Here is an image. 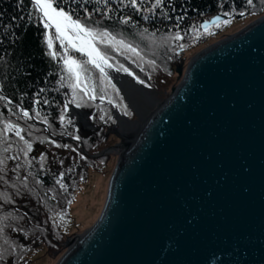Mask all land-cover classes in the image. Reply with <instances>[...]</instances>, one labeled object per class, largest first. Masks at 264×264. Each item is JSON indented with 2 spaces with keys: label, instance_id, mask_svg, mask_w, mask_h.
I'll use <instances>...</instances> for the list:
<instances>
[{
  "label": "water",
  "instance_id": "1",
  "mask_svg": "<svg viewBox=\"0 0 264 264\" xmlns=\"http://www.w3.org/2000/svg\"><path fill=\"white\" fill-rule=\"evenodd\" d=\"M115 133L102 211L57 264H264V15L195 54L131 142Z\"/></svg>",
  "mask_w": 264,
  "mask_h": 264
},
{
  "label": "trees",
  "instance_id": "2",
  "mask_svg": "<svg viewBox=\"0 0 264 264\" xmlns=\"http://www.w3.org/2000/svg\"><path fill=\"white\" fill-rule=\"evenodd\" d=\"M17 2L18 0H0V14H2L0 15V91L8 100L12 101L10 106H5L4 102L0 101V114H2L0 119H11L14 123H19L21 127L26 128L22 135L32 143V150L25 158L23 153L19 152L16 143H13L12 151L6 154L18 155L19 159L8 160L5 165L6 173H0L5 174L8 181L7 184L0 181V192H5L10 197L7 203L1 206L0 211L3 213L0 215L4 217L8 213H12L15 217H22L21 219L9 217L4 221V223L14 224V227L7 226L5 228V234L9 240L15 242L17 251V248L21 249V245L26 243V238H39L36 231L41 235V240L44 239L43 241L57 248L70 234L68 229L72 222L70 208L76 191L79 190L80 184L87 176L86 165L90 164L89 161L93 159L81 155L78 151L79 142L63 138L57 139L62 136L60 133L64 131L59 117L63 109L65 91L58 83L64 72L48 54L45 37L47 30L43 28L39 17L28 18V12L31 9L30 0H24V4L20 8L17 7ZM137 2L139 3L140 0ZM61 3L67 10H74L75 14L88 24L96 26L98 23L102 30L112 32L117 35L118 39L122 35L134 46L143 49V52L146 53L145 58L155 59L157 67H161V71L166 74L175 73L177 63H174L176 55L173 54L179 49L176 48V45L185 44L184 41L194 34L191 31L192 26H199L217 13L231 12L233 9L236 10L235 15L240 11L264 13V5H261L260 0H253L255 10L246 5V0H165L163 9L157 8L154 15L147 11L151 8L154 0H144L139 12L130 6L119 4L118 0H110L107 6L97 5L95 0L93 3L82 6L76 0H61ZM85 8L88 9V13H91L90 18L84 12ZM95 8H99L100 11L94 12ZM162 11L167 13V18L162 14ZM105 12L108 13L107 16L104 15ZM145 15L149 16V19H144ZM14 17L15 19H13ZM178 17H183V20L178 21ZM121 18L127 19L129 22L121 23ZM4 25H11V27L5 28ZM177 25L184 38L179 41L165 42V37L178 30ZM144 29L148 30L147 33H144ZM152 34H155L154 37ZM100 47L103 48V45ZM172 48H175L176 51H171ZM109 55L113 57V60H110L112 63L123 64L136 77L144 80L145 84L154 82V78L148 80L143 76L140 67L133 62L135 58L133 60L126 59L119 52L111 50ZM92 72L93 75H97L96 71L92 70ZM106 88L110 89L107 86ZM40 89H45V91L37 95ZM120 95L117 96V99L121 102ZM37 100L40 101L39 104L36 103ZM44 100H47L48 103H44ZM10 107L21 115V109L27 110L34 118L26 120L17 115H11ZM34 110H39L41 116H47V127L51 125L50 128L48 127L50 134L43 128L46 124L35 118ZM28 125L32 126L31 135L28 134ZM2 127L3 124L0 123V128ZM66 129L68 132H74L68 125H66ZM53 132L56 135H53ZM75 134L81 138L84 147L88 149L89 141L94 138L93 135L80 132H75ZM8 138L11 141L18 140L13 133H8ZM50 141H55V143ZM19 144L21 147L23 146L22 141ZM56 144L61 147H57ZM65 144L71 147H63ZM41 154L46 156L43 168L40 164ZM25 159L32 161L31 167L25 165ZM17 163L24 165L19 170V177L21 179L25 176L28 177L27 188L17 180V173L12 171ZM69 169L72 171H68ZM61 173H64L62 182L67 185V191L56 183ZM36 180L41 183L37 184ZM13 184L16 187H13ZM0 201L6 200L0 197ZM58 213L64 214L63 219L57 215ZM23 215L30 217L31 224L24 221ZM40 225L43 227L42 231ZM12 231L15 235L12 234ZM42 232L46 238L42 236ZM9 254L11 255V253ZM7 255L6 253L5 258ZM0 264L13 263L5 260L0 261Z\"/></svg>",
  "mask_w": 264,
  "mask_h": 264
},
{
  "label": "snow or ice",
  "instance_id": "3",
  "mask_svg": "<svg viewBox=\"0 0 264 264\" xmlns=\"http://www.w3.org/2000/svg\"><path fill=\"white\" fill-rule=\"evenodd\" d=\"M79 5L93 3V0H76ZM31 9L28 12V18L31 19L33 16H38L40 21L43 24V28L46 31V43L47 48L49 49V55L52 59L59 58L63 60L64 71L67 73V80L65 81V76L60 77V81L58 82L61 87L64 86L65 82L67 86L71 89L72 98L64 104L63 109L60 114V122L64 131H62L61 135L72 136L76 140H80V137L75 134V132H68L66 129V125H71L74 121L70 118H66V113L68 111V105L74 104L76 107L88 106V101H95L97 98L103 103L107 98L108 103L112 104L113 100L109 97L107 88L101 87L99 93L96 90V83L93 82L92 70H98L99 77L98 80L101 85H107L108 88H111L112 91L119 96V89L116 88L115 84H112L111 78L109 77V73L107 69L114 68L117 72L123 71L128 75H134L129 68L125 67L123 64L119 63H110V60H113V57L109 55V51L119 52L121 55L125 56L126 59L133 60L134 63H137L138 67H141L143 71V64H147L153 71H155L157 65L155 59H145L146 53L143 52V49H139L138 46H134L132 42L127 41L121 35V38H117V35H114L112 32L107 30H102L97 23L96 26L88 24L85 20H83L80 16L75 14L74 10H67L64 6H62L61 0H30ZM97 5H105L107 6L110 3V0H95ZM118 3L125 6H130L134 8L136 11H141L144 0H140L138 3L137 0H118ZM165 0H154L151 8L147 9V11L155 14V10L157 8L163 9ZM261 5H264V0H260ZM24 4V0H18L17 7L20 8ZM246 5L253 10H255V5L253 0H246ZM175 10V9H173ZM94 12L100 11L99 8L93 9ZM235 9L231 12H223L222 15L225 17H232L235 13ZM84 12L89 16L91 13H88V9L85 8ZM162 14L167 18V13L162 11ZM246 13L244 11H240L239 15L243 17ZM2 15V14H0ZM105 16L108 15L107 12L104 13ZM15 19V17L13 18ZM24 19V17H21ZM144 19H149V16L145 15ZM179 20H183V17H178ZM129 21L127 19L121 18V23L127 24ZM231 23L230 19H221L220 15L214 17L211 21H204L199 26H192L191 31L195 34V37H199V29H203L205 34H213L209 31L210 26L221 27L222 25H227ZM3 27L9 28L11 25H4ZM177 31L175 33H170L167 37L164 38L165 42L168 41H179L184 37L181 35L179 31V27L177 25ZM147 29H144V33H147ZM143 35V33H141ZM153 37L155 34H152ZM54 40L59 41L60 49L63 50L61 54L54 48ZM103 45V48L100 47ZM186 45L178 44L176 48L184 49ZM69 50L80 53L82 56L87 57L86 60H78L74 56L69 55ZM171 51L175 52L176 49L172 48ZM155 54V53H154ZM178 54V53H177ZM171 58V57H169ZM91 66V68L89 67ZM141 84H145L146 82L139 77H134ZM149 78H151L149 76ZM150 86V85H146ZM59 90V89H57ZM45 89H40V93H43ZM86 98V99H85ZM0 101L4 102L5 106H10L12 104L11 100H8L6 96L0 91ZM37 104L40 103L39 100L36 101ZM44 103H48L47 100H44ZM123 109L124 115H130L131 113L127 110V106L122 104L119 105ZM9 112L11 115H17L21 119H33L34 117L30 115L27 110L21 109V113H17L13 108H9ZM35 118L38 120H42L46 125L48 124L47 116H41V112L39 110H34ZM2 115V114H0ZM95 114H93L90 119L94 118ZM109 120L112 119L111 115L104 112L101 109V115L99 119L101 121H105V117ZM0 123L3 124V127L0 128V173H6L5 165L8 160H18L19 156L6 155L12 151L13 143H16L19 148V152L23 153L25 158L28 157L29 152L32 150V143H30L25 136L22 135L23 132L26 131V128L21 127L19 123H14L11 119H0ZM50 128L51 125H48ZM31 125L27 126L28 134L31 135ZM78 131V130H76ZM8 133H13L15 137L18 138L17 141H11L8 138ZM53 135H56L53 132ZM23 142V146L21 147L19 142ZM51 143H55V141H50ZM57 147H61V145L56 144ZM65 148L71 147L70 145H63ZM75 151V149H73ZM82 159L84 157H81ZM44 161H46V156L41 154L40 156V164L41 168L44 167ZM25 165L31 167L32 161L25 159ZM24 165L19 163L16 164L15 168L12 171L17 173V180L20 181L21 184L25 188L28 187L27 179L25 176L22 179L19 177V170ZM68 171H72L69 169ZM32 175V173H29ZM64 173H61L60 178L56 180V183L60 185L62 189L67 191V185H65L63 181ZM0 181H3L7 184V180L5 178V174H0ZM37 184L41 182L36 180ZM16 187L15 184L12 185ZM0 197H3L6 201L10 199L7 193L0 192ZM70 203V201H69ZM63 219V215L58 213ZM9 217L13 219H21L22 217H15L12 213H8L6 216L0 218V241L3 242L0 245V261H4L5 254L16 251V245L14 241L8 239L5 235V225L4 221Z\"/></svg>",
  "mask_w": 264,
  "mask_h": 264
},
{
  "label": "rangeland",
  "instance_id": "4",
  "mask_svg": "<svg viewBox=\"0 0 264 264\" xmlns=\"http://www.w3.org/2000/svg\"><path fill=\"white\" fill-rule=\"evenodd\" d=\"M263 15L264 13L260 14L259 12H249L246 13L243 17H241L239 14H233L232 17H229L231 23L222 25L218 28L215 26H210L209 31L213 34H205L203 29L200 30L198 38L195 37V34L188 37L186 41H184V45H186V47L182 50L178 49L176 51L178 54L176 52L173 54L176 55L174 63L176 64L178 62H183L184 65L187 64L188 61L201 50L209 47L217 41L226 38L229 35L237 33ZM54 44V48L62 54L63 50L60 49L58 43ZM47 51L49 53L48 48ZM69 53L71 54V56H74L78 60L83 61L86 58L84 56L82 57L79 53L72 50H70ZM55 61L64 72L63 76H65L66 81L67 73L64 71V64L62 60L58 56ZM143 68L144 70L142 71L140 67V71H142L141 73L143 74V76L147 77L148 80L150 79L149 76L155 79L153 83L151 82L152 84L148 83L144 85H150L147 87L152 88L161 101L167 99L171 94L172 88L176 87L179 84L177 73L166 74L164 73V71H161V67H156L155 71H153L152 68H150L146 63L143 64ZM157 68H160V70H157ZM92 76L93 82L96 83L97 93H99L101 87L106 88L107 85L100 84L98 80L99 76H95L93 74ZM63 87H68L66 82ZM107 91L109 97L113 100L112 104H106V102L102 104H96L93 101H88V106H83L86 108H98L100 111H97L95 114V122L94 124H92V128L85 132L83 131L85 134L93 135L94 137L93 139H91V141H89V148L87 149L84 147V145L81 144H79L78 147V151L81 153V155L83 154L84 156H87L88 158L93 160L89 161L90 164L86 165L87 176L80 184L79 190L76 191L74 201L70 208V218L72 220V222L68 226L70 234H68L64 242H62L57 248H55L48 244L46 241H43L44 239L41 240V235L36 231V234L37 236L39 235V238H26V243L21 245V249L17 248L18 251L16 250L14 252H10L11 255L7 253L8 255L6 256L4 261L6 260L9 261V263L11 262L13 264H57L61 256L68 249V247L65 246L66 241L68 239H72L75 236L85 233L98 219L106 199L108 182L119 158V152H121V149L119 148V146H121V138L118 136V134L115 133L113 129V125H115L116 120L113 116L112 110L115 106L117 108H120L122 111L123 109L119 106L121 105V102L117 99V95L114 93V91H112L111 88L107 89ZM66 94L69 93L65 92V97L67 96ZM120 94L121 93H119V95ZM120 97L122 98V104L127 106L122 94L120 95ZM105 100H107V98ZM101 109L104 112L110 114L112 119L109 120L106 116L105 121H101L99 119V116L101 115ZM127 110L130 112L128 106ZM130 119H137L134 112L132 113V111L130 114ZM5 203H7V201H0V209H2L1 206L5 205ZM1 213L3 212L0 211V214ZM1 217L2 215H0V218ZM23 218L24 221H27L26 223L31 224V220L28 215H23ZM5 225L14 227V224H10L8 222H5ZM40 228V230L42 231L43 227H41V225ZM43 232L42 236H45L46 238V235ZM12 234H14V231H12ZM2 244L3 242L0 241V245Z\"/></svg>",
  "mask_w": 264,
  "mask_h": 264
},
{
  "label": "bare ground",
  "instance_id": "5",
  "mask_svg": "<svg viewBox=\"0 0 264 264\" xmlns=\"http://www.w3.org/2000/svg\"><path fill=\"white\" fill-rule=\"evenodd\" d=\"M219 14V13H217ZM222 14V13H220ZM216 15V14H215ZM213 17V16H212ZM54 43H58L59 45V41H55L54 40ZM55 45V44H54ZM207 48V47H206ZM70 51V50H69ZM69 55H71L70 53H68ZM80 54V53H79ZM81 55V54H80ZM82 56V55H81ZM83 57V56H82ZM85 57V56H84ZM87 59V57L85 58V60ZM191 60V59H190ZM189 60V61H190ZM188 61V63H189ZM63 62V60H62ZM111 62V61H110ZM112 63V62H111ZM180 62H178L176 64V67L177 65L179 64ZM187 63V64H188ZM187 64L184 65L183 67V74H184V70L187 66ZM91 68V66H89ZM175 67V68H176ZM94 71H96L95 73L97 74L96 76H99V72L98 70H95L93 69ZM93 73V72H92ZM175 73H176V70H175ZM183 74L181 75L180 79H179V82L181 81L182 77H183ZM62 89L65 91V92H68L69 94H66L67 96L64 98V101H63V106L65 104V101H69L71 98H72V92H71V89L69 87H62ZM154 91L152 88H151V91H148V94L146 95L145 91L144 94L143 93H140L139 91H128L130 94L126 95L124 97L125 99V103L127 104L129 110H130V113L132 111V113L134 112L135 116L137 117V119H133L131 120L130 119V115H124L123 114V111L120 109V108H117L116 106L113 108V116L116 120V123L115 125H113V129L116 131L123 137V139L125 141H129L131 142V140L136 137V135L138 134L139 130L143 127V125L146 123V121L149 120V117L151 116V114L153 112H155V110L161 105L162 101L160 100V98L156 95V92H152ZM127 92V93H128ZM129 96V97H128ZM96 102L98 103H101V101L99 100V98H97L95 100ZM164 101V100H163ZM108 104V101L105 100L103 103ZM102 104V103H101ZM72 105V104H70ZM74 105V104H73ZM75 106V105H74ZM76 107V106H75ZM78 110L77 111H73L71 110L70 113L67 111V118H70L74 121L73 124H76L80 127L84 126L85 123H87L89 120H90V115L92 117V111L91 110H87L85 109V107H77ZM82 110V111H81ZM84 111H88L87 113H85ZM61 114V113H60ZM72 117L75 115V117ZM70 116V117H69ZM77 118V119H76ZM71 124V125H73ZM47 129H46V128ZM43 128L45 129L46 132L49 131L47 125H44ZM89 129H91V127H89ZM50 134V131L49 133ZM67 136V137H65ZM59 138H63L65 140H69V141H77L79 142L81 145H83L82 143V140L80 138V140H76L74 139L72 136H68V135H62V136H59L57 137V139ZM70 138H73V140H70ZM123 145L119 146V148L122 150ZM120 153V152H119ZM115 168V167H114ZM114 170V169H113ZM100 181V180H99ZM99 183V182H98ZM97 183V185H98ZM108 185H109V182H108ZM108 185H107V189H108ZM82 235V234H81ZM70 247L72 246L71 244H69ZM68 245V247H69ZM67 247V246H66ZM69 247V248H70Z\"/></svg>",
  "mask_w": 264,
  "mask_h": 264
},
{
  "label": "flooded vegetation",
  "instance_id": "6",
  "mask_svg": "<svg viewBox=\"0 0 264 264\" xmlns=\"http://www.w3.org/2000/svg\"><path fill=\"white\" fill-rule=\"evenodd\" d=\"M94 103H98V102H96V101H94ZM85 109H89V110H91L92 111V113L93 114H96V112L97 111H100L98 108L97 109H94V108H86L85 107ZM113 111V110H112ZM93 114H92V116H93ZM67 118V117H66ZM94 119H95V116H94V118H92V119H90L87 123H85V125L84 126H82V127H80L79 126V124H78V126L76 125V124H73V125H68L69 127H71L72 129H73V131L74 132H80V133H82V134H85L84 132L85 131H87V130H89V127H91L92 128V124H94ZM94 128V127H93ZM76 130H78V131H76ZM84 131V132H83ZM94 131V130H93Z\"/></svg>",
  "mask_w": 264,
  "mask_h": 264
}]
</instances>
